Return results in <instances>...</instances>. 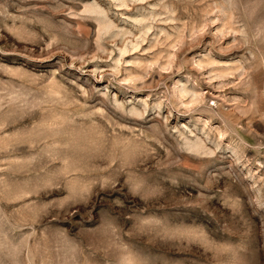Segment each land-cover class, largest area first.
Here are the masks:
<instances>
[{
    "label": "rangeland",
    "instance_id": "obj_1",
    "mask_svg": "<svg viewBox=\"0 0 264 264\" xmlns=\"http://www.w3.org/2000/svg\"><path fill=\"white\" fill-rule=\"evenodd\" d=\"M0 264H264V0H0Z\"/></svg>",
    "mask_w": 264,
    "mask_h": 264
}]
</instances>
